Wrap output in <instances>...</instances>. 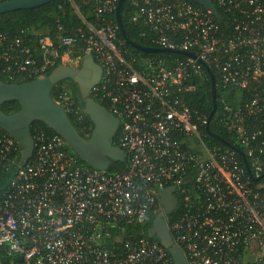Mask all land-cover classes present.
<instances>
[{"label":"built area","instance_id":"1","mask_svg":"<svg viewBox=\"0 0 264 264\" xmlns=\"http://www.w3.org/2000/svg\"><path fill=\"white\" fill-rule=\"evenodd\" d=\"M94 1V22L75 8L85 30L60 37L61 55L48 36L37 41L38 58L0 33V71L36 79L57 58L78 67L91 54L102 68L93 90L120 121L126 167L93 169L61 136L36 127L32 158L0 192V264H174L158 239L121 237L151 213L164 218L187 264H264V0H216L227 31L190 0H129L158 47L194 54L177 53L170 68L121 48L107 18L117 0ZM204 65L220 89L219 121L240 147L207 144V119L185 100L195 79L209 77ZM20 151L0 131V173L18 166ZM173 185L177 205L165 216L156 193Z\"/></svg>","mask_w":264,"mask_h":264},{"label":"water","instance_id":"2","mask_svg":"<svg viewBox=\"0 0 264 264\" xmlns=\"http://www.w3.org/2000/svg\"><path fill=\"white\" fill-rule=\"evenodd\" d=\"M55 0H3L0 1V15L15 10L32 9ZM208 11L218 23L224 18L213 0H190ZM124 0H117L115 21L124 41L135 50L143 53L172 52L189 56L193 53L170 50L160 47H147L128 39L122 25L120 11ZM211 83L212 109L207 117L205 131L209 137L230 146V143L209 130V122L217 110L216 86L213 72L204 65ZM102 68L91 54H86L78 67L59 64L48 75L21 83H8L0 80V105L7 101H17L19 109L6 114L0 109V129L9 134L20 146V159L16 168H22L33 156L34 138L31 127L35 122H43L54 133L61 136L69 148L86 165L96 170H108L114 162H124L125 152L119 145L113 144V137L119 130L120 121L107 107L91 96L92 90L101 82ZM65 79L77 84L83 102L82 111L93 125L88 138L83 137L69 119L65 109L51 97L54 86ZM247 167L246 159L243 158ZM248 168V167H247ZM192 184V182H191ZM176 186L157 190V197L164 209V215H170L176 208L174 194ZM149 238H156L167 249L174 264H187L185 253L174 244L164 218L157 215L147 231Z\"/></svg>","mask_w":264,"mask_h":264},{"label":"trees","instance_id":"3","mask_svg":"<svg viewBox=\"0 0 264 264\" xmlns=\"http://www.w3.org/2000/svg\"><path fill=\"white\" fill-rule=\"evenodd\" d=\"M213 2L224 18V21L220 27L224 31L229 30L230 17L227 16L218 6L216 0H213ZM193 4L205 10L203 7L197 4ZM96 5L97 3L94 0H55L37 8L15 10L3 13L0 15V33H6L8 35L9 41L19 38L21 47L29 49V53L38 58L41 57V50L37 46V41L41 36H48L52 40L55 53L61 55L63 53V47L60 46V37L75 36L78 31L85 30V25L76 12L75 8L78 9L79 13L86 21L94 22L96 19L94 11ZM137 13L138 7L132 5L129 0H124L120 11V17L126 36L131 41H134L140 45L147 47H158L153 41L155 38L154 33L146 25L144 19L138 16ZM107 18L116 23L115 10L108 14ZM116 38L120 43L121 48L133 53L139 59L153 57L162 60L164 66L168 68L173 65V60L180 56L179 54L172 52H139L124 41L118 29L116 31ZM77 44L81 46L83 45V41L79 40ZM59 64H61V62L59 58H57L45 75H48ZM33 79L35 78H25L19 76L9 77L7 73L0 71V80L3 82L21 83L25 81H31ZM194 82L195 89L186 95L185 100L192 110L196 111L199 115L206 117L207 119L212 109L210 79L207 76H203L195 79ZM99 85L100 84H98L96 87ZM61 96H66L70 101H72L73 107L76 111H78L80 118H77L72 114H68V117L78 132L83 137L88 138L92 131L93 125L89 117L82 111L83 102L80 96L79 88L72 79H65L58 82L54 86L51 92L52 99L62 103ZM91 96L98 103L108 108L107 100L103 98L102 95L95 94V91L93 90L91 92ZM219 97L220 89H216L217 110L209 122V130L228 141L230 145L234 146L235 148L240 147L234 142L231 132H229L219 121ZM228 100L233 103L234 98L229 97ZM0 109L4 113L9 114L19 109V103L14 100L7 101L0 105ZM36 127L42 128L50 134H54V131L48 128L43 122H35L31 127L32 133ZM200 130L202 133H204V140L207 144L219 146L221 148H228L227 145L217 141L212 137H209L206 134L205 125H201ZM0 131L2 130L0 129ZM119 133L120 129L113 137V144L115 145H119ZM78 160L82 164H85L80 158H78ZM125 167L126 162H114L107 171L110 173H117L124 170ZM16 168L17 167L14 166L9 171L0 173V192L7 188L9 181L15 175ZM174 214H172L171 217ZM154 218L155 213H151L147 223L143 225L133 224L124 227L123 231L121 232V237L129 238L132 236H139L148 238L147 231L152 226ZM109 244L110 246H113V243ZM116 244L118 245V243Z\"/></svg>","mask_w":264,"mask_h":264},{"label":"flooded vegetation","instance_id":"4","mask_svg":"<svg viewBox=\"0 0 264 264\" xmlns=\"http://www.w3.org/2000/svg\"><path fill=\"white\" fill-rule=\"evenodd\" d=\"M101 83V82H100Z\"/></svg>","mask_w":264,"mask_h":264}]
</instances>
